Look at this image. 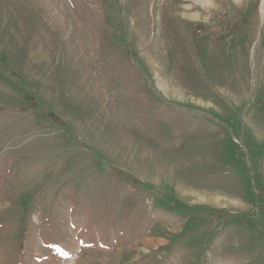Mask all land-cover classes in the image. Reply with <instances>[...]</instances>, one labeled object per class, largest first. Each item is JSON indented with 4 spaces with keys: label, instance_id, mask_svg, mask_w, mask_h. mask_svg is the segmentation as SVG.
Masks as SVG:
<instances>
[{
    "label": "rangeland",
    "instance_id": "1",
    "mask_svg": "<svg viewBox=\"0 0 264 264\" xmlns=\"http://www.w3.org/2000/svg\"><path fill=\"white\" fill-rule=\"evenodd\" d=\"M0 264H264V0H0Z\"/></svg>",
    "mask_w": 264,
    "mask_h": 264
},
{
    "label": "crops",
    "instance_id": "2",
    "mask_svg": "<svg viewBox=\"0 0 264 264\" xmlns=\"http://www.w3.org/2000/svg\"><path fill=\"white\" fill-rule=\"evenodd\" d=\"M97 79V83H96V87H97V89L95 90L97 93H99V94H101V95H105V96H107V95H110L112 98H115L116 96H117V94H118V92H119V90L117 89V91H111L110 92V94L107 92V91H105V90H103L102 89V84H101V81L103 80V79H105V78H103V77H97L96 78ZM128 93H130L131 94V92H129V91H127ZM131 96H132V94H131ZM120 96H117V99L119 98ZM137 100H136V98H135V100H134V97L132 96V99H131V104L133 105V106H137V102H136ZM103 103H104V106H102L101 104H100V106H101V113H102V111H104L105 110V108L107 109V105H106V101L104 100L103 101ZM114 104H117V103H112V105H114ZM110 112V111H109Z\"/></svg>",
    "mask_w": 264,
    "mask_h": 264
},
{
    "label": "bare ground",
    "instance_id": "3",
    "mask_svg": "<svg viewBox=\"0 0 264 264\" xmlns=\"http://www.w3.org/2000/svg\"><path fill=\"white\" fill-rule=\"evenodd\" d=\"M210 0H200V3L205 7H207V5H208V2H209ZM220 199V198H219ZM151 239H149V241H150ZM152 241V240H151Z\"/></svg>",
    "mask_w": 264,
    "mask_h": 264
},
{
    "label": "flooded vegetation",
    "instance_id": "4",
    "mask_svg": "<svg viewBox=\"0 0 264 264\" xmlns=\"http://www.w3.org/2000/svg\"><path fill=\"white\" fill-rule=\"evenodd\" d=\"M147 242H149V240H147Z\"/></svg>",
    "mask_w": 264,
    "mask_h": 264
}]
</instances>
